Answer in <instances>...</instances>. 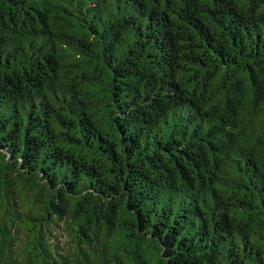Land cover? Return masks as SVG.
<instances>
[{"label":"trees","instance_id":"trees-1","mask_svg":"<svg viewBox=\"0 0 264 264\" xmlns=\"http://www.w3.org/2000/svg\"><path fill=\"white\" fill-rule=\"evenodd\" d=\"M0 264H264V0H0Z\"/></svg>","mask_w":264,"mask_h":264},{"label":"rangeland","instance_id":"rangeland-1","mask_svg":"<svg viewBox=\"0 0 264 264\" xmlns=\"http://www.w3.org/2000/svg\"><path fill=\"white\" fill-rule=\"evenodd\" d=\"M63 239H64V238H63ZM65 240H67V239H65ZM65 240H64V241H65ZM64 241H63V242H64Z\"/></svg>","mask_w":264,"mask_h":264}]
</instances>
